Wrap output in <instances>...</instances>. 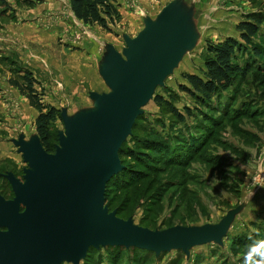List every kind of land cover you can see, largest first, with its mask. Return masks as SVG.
Segmentation results:
<instances>
[{
	"label": "rangeland",
	"instance_id": "obj_1",
	"mask_svg": "<svg viewBox=\"0 0 264 264\" xmlns=\"http://www.w3.org/2000/svg\"><path fill=\"white\" fill-rule=\"evenodd\" d=\"M4 1L0 199H15L7 176L26 183L23 147L44 150L35 125L39 113L10 80L28 75L44 102L60 111L51 127L54 155L68 127L101 112L98 98L114 92L132 49L155 43L173 60L120 147L121 170L105 188L103 207L153 232L215 229L196 246L153 252L99 245L59 264H243L248 246L264 240V0H113L122 18L112 33L78 20L70 0ZM253 18L262 21L252 38L259 57L238 29ZM227 38L242 44L234 62L249 72L201 104L182 90L189 87L184 76L203 77L207 43ZM158 96L184 115L191 108L193 117L178 121Z\"/></svg>",
	"mask_w": 264,
	"mask_h": 264
},
{
	"label": "water",
	"instance_id": "obj_2",
	"mask_svg": "<svg viewBox=\"0 0 264 264\" xmlns=\"http://www.w3.org/2000/svg\"><path fill=\"white\" fill-rule=\"evenodd\" d=\"M159 47L132 49L114 92L98 98L101 112L68 127L56 154L23 147L30 165L26 183L7 176L15 199H0V226L7 228L0 231V264H59L79 260L99 245L163 252L200 245L213 236L215 229L206 227L153 232L103 207L105 188L121 170L120 147L172 63L170 51Z\"/></svg>",
	"mask_w": 264,
	"mask_h": 264
},
{
	"label": "trees",
	"instance_id": "obj_3",
	"mask_svg": "<svg viewBox=\"0 0 264 264\" xmlns=\"http://www.w3.org/2000/svg\"><path fill=\"white\" fill-rule=\"evenodd\" d=\"M2 1L6 5V2ZM70 6L78 20L87 25L99 26L110 33L121 22L120 9L113 0H70ZM261 23L260 19L253 18V22L245 21L238 26V29L242 32L241 39L246 44L252 45L256 57H259L261 53L253 45L252 38L259 33ZM242 47V44L234 38H227L216 43L208 42L203 77L185 75L184 79L189 87L183 86L182 90L201 104L209 102L213 96L228 91L232 87L235 78L238 76L245 77L249 72V68L243 69L234 62L236 50H241ZM20 80H10V85L18 89L20 94L27 98L30 106L38 111L39 115L35 123L36 131L44 150L48 154H52L55 151L54 142L56 140L51 127L62 118L60 111L44 102L43 94L36 88L35 80L29 78L28 75L22 76ZM156 101L159 105H167L170 112L180 122H185L186 117H193V111L189 107L185 108L186 115H184L175 106L164 100L163 97L158 96ZM131 156L135 157L136 155L131 153ZM112 179L107 184V191L110 190L113 184Z\"/></svg>",
	"mask_w": 264,
	"mask_h": 264
},
{
	"label": "clouds",
	"instance_id": "obj_4",
	"mask_svg": "<svg viewBox=\"0 0 264 264\" xmlns=\"http://www.w3.org/2000/svg\"><path fill=\"white\" fill-rule=\"evenodd\" d=\"M243 264H264V240L254 241L243 256Z\"/></svg>",
	"mask_w": 264,
	"mask_h": 264
},
{
	"label": "crops",
	"instance_id": "obj_5",
	"mask_svg": "<svg viewBox=\"0 0 264 264\" xmlns=\"http://www.w3.org/2000/svg\"><path fill=\"white\" fill-rule=\"evenodd\" d=\"M187 257V260H190L189 256H186Z\"/></svg>",
	"mask_w": 264,
	"mask_h": 264
},
{
	"label": "bare ground",
	"instance_id": "obj_6",
	"mask_svg": "<svg viewBox=\"0 0 264 264\" xmlns=\"http://www.w3.org/2000/svg\"><path fill=\"white\" fill-rule=\"evenodd\" d=\"M156 34V33H155ZM157 34H159V32L157 31ZM128 63V62H127Z\"/></svg>",
	"mask_w": 264,
	"mask_h": 264
}]
</instances>
